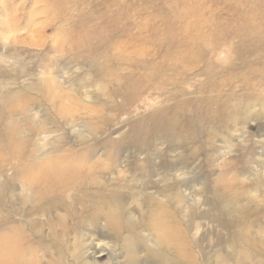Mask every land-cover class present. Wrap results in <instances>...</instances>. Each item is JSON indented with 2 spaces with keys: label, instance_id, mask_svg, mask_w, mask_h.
I'll use <instances>...</instances> for the list:
<instances>
[{
  "label": "rangeland",
  "instance_id": "374dc122",
  "mask_svg": "<svg viewBox=\"0 0 264 264\" xmlns=\"http://www.w3.org/2000/svg\"><path fill=\"white\" fill-rule=\"evenodd\" d=\"M0 264H264V0H0Z\"/></svg>",
  "mask_w": 264,
  "mask_h": 264
},
{
  "label": "bare ground",
  "instance_id": "6f19581e",
  "mask_svg": "<svg viewBox=\"0 0 264 264\" xmlns=\"http://www.w3.org/2000/svg\"><path fill=\"white\" fill-rule=\"evenodd\" d=\"M35 179H37V177Z\"/></svg>",
  "mask_w": 264,
  "mask_h": 264
}]
</instances>
